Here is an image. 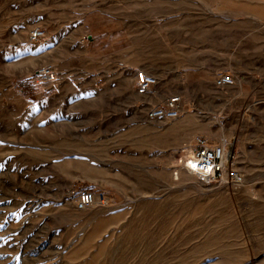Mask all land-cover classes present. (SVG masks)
Wrapping results in <instances>:
<instances>
[{"label": "rangeland", "instance_id": "374dc122", "mask_svg": "<svg viewBox=\"0 0 264 264\" xmlns=\"http://www.w3.org/2000/svg\"><path fill=\"white\" fill-rule=\"evenodd\" d=\"M197 137L226 180L176 165ZM0 264H264V0H0Z\"/></svg>", "mask_w": 264, "mask_h": 264}, {"label": "built area", "instance_id": "2783aa9c", "mask_svg": "<svg viewBox=\"0 0 264 264\" xmlns=\"http://www.w3.org/2000/svg\"><path fill=\"white\" fill-rule=\"evenodd\" d=\"M44 34L43 29L40 27H35L30 32L31 39H37ZM38 76L45 81H51L54 78V70L50 65L42 66L38 70ZM137 91L144 92L150 84L154 83V80H149L146 76V73L139 71L137 73ZM153 78V77H151ZM215 82L217 84H231L233 83V76L229 72H219L215 76ZM170 100H167L165 107L157 108L155 107L149 114L151 116L156 115H165L168 118L175 117L178 115V96L169 97ZM196 145L193 147V153L207 168L212 172L210 173L212 179H216L221 175L223 167L220 164L221 156L219 154V147L214 149L213 147H208L205 144V140L201 137L195 139ZM95 202V195L93 191L88 188H82L77 191L76 198L74 200V206L77 209H85Z\"/></svg>", "mask_w": 264, "mask_h": 264}, {"label": "bare ground", "instance_id": "6f19581e", "mask_svg": "<svg viewBox=\"0 0 264 264\" xmlns=\"http://www.w3.org/2000/svg\"><path fill=\"white\" fill-rule=\"evenodd\" d=\"M146 76L148 77L149 80L153 79L154 83L150 84L149 87L145 90V92H143V93L137 92L141 96L147 94L149 91L152 92L149 94H156L157 93L155 88L158 86L157 85L158 81L155 78H151L150 75H148V73H146ZM233 83H235V78L233 80ZM217 85L218 86H224V87L225 86H231V84H217ZM153 87H154V89H153ZM149 96L155 97L154 95H149ZM178 98H179L178 108L180 111L181 105H182L181 96H178ZM167 100H170V99L167 98ZM146 101H147V99H146ZM182 109H184V107H182ZM234 141L235 140H223V142H221V146L219 147V154H220L221 160H222V162L220 160V164L224 170L223 180L227 179L229 171H231L232 167H234V165L236 164L235 161L233 160ZM187 146H188V148L185 149L184 151H182V153L179 156V159H177L176 165L180 168V170L186 172L187 174H190L191 176H194L195 178H199L200 181L212 182L214 180L211 178V175H210V173L212 171L209 168H207L206 165H204L201 161H199L198 158L194 155L192 144L189 143ZM216 146L217 145H212V147L214 149H216Z\"/></svg>", "mask_w": 264, "mask_h": 264}, {"label": "crops", "instance_id": "0c3cea01", "mask_svg": "<svg viewBox=\"0 0 264 264\" xmlns=\"http://www.w3.org/2000/svg\"><path fill=\"white\" fill-rule=\"evenodd\" d=\"M148 74H150L149 72H147ZM158 85V84H157ZM227 139H229V138H226L225 140H227ZM224 140V139H223ZM233 140H235V139H233Z\"/></svg>", "mask_w": 264, "mask_h": 264}]
</instances>
